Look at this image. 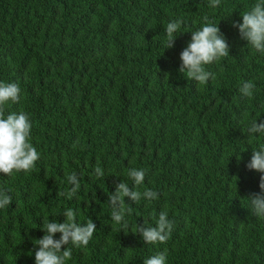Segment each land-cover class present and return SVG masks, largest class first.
<instances>
[{"label": "trees", "instance_id": "16d2710c", "mask_svg": "<svg viewBox=\"0 0 264 264\" xmlns=\"http://www.w3.org/2000/svg\"><path fill=\"white\" fill-rule=\"evenodd\" d=\"M254 2L0 0V81L21 85L7 112L31 114L41 154L31 172L0 174L13 199L0 209V264H35L43 219L62 223L66 208L97 226L87 247L69 245L66 264H143L165 248L168 264H264V220L245 198L260 191L261 174L246 165L264 135L249 137L247 127L264 121V55L233 27ZM204 16L219 24L230 55L206 66L216 79L201 85L178 68ZM178 18L184 33L166 48V25ZM249 80L251 99L239 92ZM130 168L148 170L138 190L159 199L126 197L133 214L124 228L108 198L121 181L133 186ZM72 172L81 189L57 195ZM161 210L175 221L171 238L146 244L136 225H154Z\"/></svg>", "mask_w": 264, "mask_h": 264}, {"label": "clouds", "instance_id": "9594fccd", "mask_svg": "<svg viewBox=\"0 0 264 264\" xmlns=\"http://www.w3.org/2000/svg\"><path fill=\"white\" fill-rule=\"evenodd\" d=\"M221 0H209V7L216 8ZM242 22H234L233 27L239 31L240 38L247 41V45L260 55H264V0H255L251 7L240 14ZM201 27L191 31V39L187 46L180 52V65L178 71L186 74L187 78L204 85L208 81L215 80L216 74L206 70V66L230 55V47L227 38L221 31L219 24L203 17ZM184 26L182 18L173 19L166 25V48L174 47L176 37ZM256 85L253 81L242 82L239 92L246 98H253ZM21 99V85L18 82L0 81V174L12 176L17 172H31L36 168L41 158L40 152L32 143L33 120L31 114L21 110L19 112H7L10 104L19 103ZM264 135V121L257 119L250 121L247 127L249 137ZM76 145H73L75 147ZM246 167L260 173L259 192H252L247 197L250 203V211L258 219L264 220V145L252 151L251 159ZM148 170L144 168H130L127 177L133 182L130 186L125 181L116 185L115 191L109 195L108 203L111 207V219L116 224L127 228L126 216L133 214L132 204L126 203L129 198L133 203H139L142 199L148 202L159 199L157 191L145 188L139 191L144 184ZM97 178L104 176L103 169L97 164L94 169ZM71 186L66 192H58L59 196L72 199L81 189L80 177L76 172L66 176ZM10 190L0 188V209H7L12 203ZM64 222L55 219L50 221L48 217L43 219L42 230L44 235L36 240L34 252L35 264H66L72 257V248L87 247L96 232L97 226L92 218L85 222L77 220V212L72 208H66L62 213ZM155 224H137L134 234H139L143 242L150 245L165 244L171 238L175 228V221L169 218L167 210H161L157 216L152 213ZM60 236L57 239L56 234ZM143 264H168V249L156 252L145 258Z\"/></svg>", "mask_w": 264, "mask_h": 264}]
</instances>
